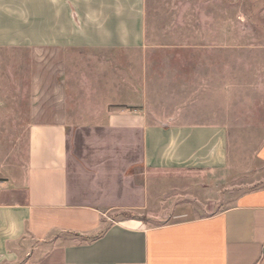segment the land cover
Instances as JSON below:
<instances>
[{
  "label": "crops",
  "instance_id": "0c3cea01",
  "mask_svg": "<svg viewBox=\"0 0 264 264\" xmlns=\"http://www.w3.org/2000/svg\"><path fill=\"white\" fill-rule=\"evenodd\" d=\"M196 39L167 60L161 95L146 0H0V50H28L32 63L25 148L12 127L0 130V264H264V184L195 218L103 217L145 208L143 173L228 174L226 121L256 94L264 103V83L239 61L254 63L264 34ZM134 52L148 59L134 62L128 104L108 76L123 78L126 65L109 57ZM6 114L0 107V126ZM255 157L264 163V139Z\"/></svg>",
  "mask_w": 264,
  "mask_h": 264
},
{
  "label": "rangeland",
  "instance_id": "374dc122",
  "mask_svg": "<svg viewBox=\"0 0 264 264\" xmlns=\"http://www.w3.org/2000/svg\"><path fill=\"white\" fill-rule=\"evenodd\" d=\"M146 33L148 43L159 50V92L165 95L169 91L166 62L172 58L181 60L184 44L199 43L196 39L199 35H263L264 0H146ZM82 54V58L92 59L91 55ZM109 59L111 65H126L127 70L123 78L117 79L113 73L108 74L110 88H114L113 83H116L115 89L125 95L128 104H135L136 92L139 91L134 81V62H145L148 58L141 59L140 54L134 52L126 57L113 55ZM222 59L223 70L230 71L229 56L224 55ZM240 61L239 68L244 74L249 68L254 73V79L264 83V51L254 56V63ZM31 64L28 50H0V107L7 112L0 130L12 127L16 133L13 137L15 146L22 149L26 143ZM120 66L117 68L120 69ZM173 70L177 72L176 78H182L181 67ZM225 75L230 76V73ZM177 80L180 81L179 87L182 83ZM172 91L179 94L183 90L176 87ZM226 95L225 92V98ZM254 100L253 104L242 105L235 110L233 116H239L237 119L234 117L226 121L230 125V167L225 177L210 181L207 176L186 171L143 173L141 180L148 186L145 208L140 211L111 210L103 217L112 220L135 216L149 225L180 221L222 210L234 203L243 191L263 185L264 163L256 159L255 151L264 139V103L261 97L257 98V94ZM162 108L165 110L166 106L162 105ZM228 116H232L230 112Z\"/></svg>",
  "mask_w": 264,
  "mask_h": 264
}]
</instances>
